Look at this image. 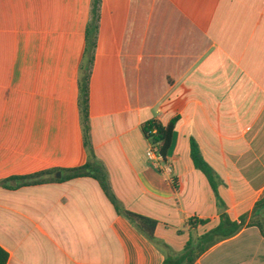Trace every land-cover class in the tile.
<instances>
[{
    "label": "crops",
    "instance_id": "obj_1",
    "mask_svg": "<svg viewBox=\"0 0 264 264\" xmlns=\"http://www.w3.org/2000/svg\"><path fill=\"white\" fill-rule=\"evenodd\" d=\"M0 0V245L7 264H163L166 251L119 214L86 164L79 102L88 49L89 137L128 210L158 221L172 253L220 222L235 235L191 264H264V0ZM92 45V47H89ZM175 116L166 164L145 123ZM220 177L219 206L191 157ZM48 172L22 185L17 177ZM264 220V209L256 218ZM190 219H208L206 224Z\"/></svg>",
    "mask_w": 264,
    "mask_h": 264
},
{
    "label": "trees",
    "instance_id": "obj_2",
    "mask_svg": "<svg viewBox=\"0 0 264 264\" xmlns=\"http://www.w3.org/2000/svg\"><path fill=\"white\" fill-rule=\"evenodd\" d=\"M100 0H93V20L96 19L97 6ZM92 47V45H89ZM93 62V58L89 55L88 49L85 54V59L81 65V76H80V104L83 121V131L85 144L89 150V160L83 166L69 169L70 174L62 179H71L78 177H92L99 181L106 195L115 206L119 214L124 215L130 220V222L150 241L161 246L166 251V259L163 264H191L193 263L202 253H204L210 246L216 241L221 239L229 238L237 234L245 225L247 216H242L239 220H232L226 212L220 215V222L217 226L211 230L197 236L191 237L187 242L183 251L178 253H172L167 244L163 243L156 237V229L158 221L147 216L135 213L126 209L121 202L117 199L114 192L111 189L109 176L104 164L98 160L92 152L90 137H89V69ZM179 120V116H175L168 124L152 119L144 124L143 131L149 143L154 145L158 152L166 159L168 151L171 147L173 140V133L175 126ZM191 157L197 169L201 170L208 178L211 188L216 195L217 202L221 208L225 205L219 195V184L220 177L214 168L205 160L199 144L192 138L191 140ZM48 172L36 173L28 176L17 177L21 180L22 185H33L45 181L41 178ZM264 209V197L259 200L255 206L254 215L248 225H257L261 228L264 234V220L260 221L258 214ZM195 222L206 224L208 219H190L189 224L194 225ZM9 260V253L7 250L0 245V264H7Z\"/></svg>",
    "mask_w": 264,
    "mask_h": 264
},
{
    "label": "built area",
    "instance_id": "obj_3",
    "mask_svg": "<svg viewBox=\"0 0 264 264\" xmlns=\"http://www.w3.org/2000/svg\"><path fill=\"white\" fill-rule=\"evenodd\" d=\"M147 157L149 158V160L153 161L157 167L162 168V166H164L163 168L166 172L170 174L173 173L172 166L165 163L166 159L158 152V150L151 143H149V147L147 149Z\"/></svg>",
    "mask_w": 264,
    "mask_h": 264
},
{
    "label": "rangeland",
    "instance_id": "obj_4",
    "mask_svg": "<svg viewBox=\"0 0 264 264\" xmlns=\"http://www.w3.org/2000/svg\"><path fill=\"white\" fill-rule=\"evenodd\" d=\"M100 3H101V0H100ZM79 102H80V96H79ZM89 102H90V91H89ZM80 106H81V104H80ZM82 124H83V121H82ZM83 126H84V124H83Z\"/></svg>",
    "mask_w": 264,
    "mask_h": 264
}]
</instances>
